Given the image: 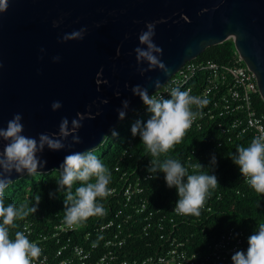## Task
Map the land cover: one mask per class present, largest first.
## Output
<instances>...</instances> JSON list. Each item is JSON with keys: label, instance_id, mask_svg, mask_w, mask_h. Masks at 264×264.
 Listing matches in <instances>:
<instances>
[{"label": "water", "instance_id": "95a60500", "mask_svg": "<svg viewBox=\"0 0 264 264\" xmlns=\"http://www.w3.org/2000/svg\"><path fill=\"white\" fill-rule=\"evenodd\" d=\"M146 21H159L153 40L162 48L166 75L158 66L144 74L136 70L133 49ZM82 26V39H62ZM228 38L264 102V0H7L0 12V127L19 112L23 133L38 137L58 133L61 117L91 113L78 130L80 143L38 153L46 161L40 173L56 170L68 152L97 148L143 104L133 85L151 94L186 61ZM98 71L107 83L96 84ZM124 99L129 105L119 119ZM54 100L61 102L55 111ZM64 142L72 143L71 135ZM3 145L0 140V151ZM24 175L13 171L9 183Z\"/></svg>", "mask_w": 264, "mask_h": 264}, {"label": "clouds", "instance_id": "9594fccd", "mask_svg": "<svg viewBox=\"0 0 264 264\" xmlns=\"http://www.w3.org/2000/svg\"><path fill=\"white\" fill-rule=\"evenodd\" d=\"M7 8V0H0V12ZM159 21H146L145 28L138 34L139 43L133 49L136 59V70L144 74L149 69L159 67L166 75L168 69L160 59L162 48L157 45L153 37L155 25ZM58 21H53L55 26ZM86 27L66 33L62 39H82ZM43 51V49H41ZM119 54V48H117ZM54 56L53 60H59ZM146 64V67L143 66ZM96 84L106 80L99 79L101 72L96 73ZM160 80L153 81L154 88L160 86ZM134 95L139 96L149 113L146 120L136 119L130 126L132 136H139L146 149L150 160L146 166L149 177L155 178L163 173L165 184L169 188H175L177 200L175 211L182 214L199 215L200 207L210 194V190L218 184L217 176L213 169L216 167L217 158L215 153L209 156L207 165L199 161L189 163L167 155L176 143H179L188 128L198 116H202L201 109L207 103L206 99L190 93L188 89L171 87L168 96L158 92L149 93L147 87L135 84L131 87ZM119 95V92L116 93ZM107 103L105 99L103 101ZM129 101L122 100L121 107L117 109L118 118L123 119L128 108ZM194 106V107H193ZM61 107L59 100L51 103L53 111ZM86 116L91 113L77 112L69 120L61 117L58 133H38V137L27 136L23 133L22 114L14 113L12 118L6 122L5 127H0V140L4 141L3 149L0 151V196L8 187L11 173L15 171L20 174L35 175L39 168H43L46 161L38 153L45 147L51 150L71 149L74 144L81 142L78 130ZM112 137L118 132L115 128L110 129ZM71 135L72 143L65 144L66 137ZM163 155V158L162 157ZM238 167L239 173L245 179L248 186L255 192L264 194V132L252 137L247 145H237L235 151L227 155ZM194 171L189 172V169ZM207 169V171L203 170ZM56 180L55 191L50 190V198L63 195L64 221L72 226L84 222L89 216L103 215L105 212L103 204L97 199L104 197L110 191L108 185L111 172L102 160L91 150L70 151L60 163ZM79 181L75 190L72 186ZM36 205L41 200L39 192L34 194ZM36 205L31 209L36 211ZM259 206V203H258ZM28 215V210L23 205L15 202L5 203L0 198V264H31L32 258L37 257L41 249L39 245L30 241L22 231H16L14 238L10 237L11 227H15V221ZM97 241H93L95 245ZM232 264H264V222L256 225L255 229L247 237L246 249H237L231 255Z\"/></svg>", "mask_w": 264, "mask_h": 264}, {"label": "built area", "instance_id": "2783aa9c", "mask_svg": "<svg viewBox=\"0 0 264 264\" xmlns=\"http://www.w3.org/2000/svg\"><path fill=\"white\" fill-rule=\"evenodd\" d=\"M171 87L188 89L207 101L203 115L188 129L212 128L227 141L246 136L247 144L264 132L255 77L236 51L227 62L188 60L154 92L167 97ZM143 110L142 104L135 111ZM148 162L134 159L128 147L121 151L113 166L110 191L97 198L104 206L103 215L89 216L72 226L59 211L24 219L17 231L41 249L31 264H232L231 255L246 249L247 237L259 223L230 226L205 249H191L187 239L179 236V227L188 220L185 214L175 207L167 212L154 209L143 195L144 184L151 178L146 172ZM243 182L247 184L244 178Z\"/></svg>", "mask_w": 264, "mask_h": 264}, {"label": "trees", "instance_id": "16d2710c", "mask_svg": "<svg viewBox=\"0 0 264 264\" xmlns=\"http://www.w3.org/2000/svg\"><path fill=\"white\" fill-rule=\"evenodd\" d=\"M234 53V44L228 38L221 43L206 47L195 59L227 62ZM256 104L258 110L264 113V102L259 99ZM132 114L137 113L134 111L129 114L114 127L118 132L116 137H112L109 132L105 136L104 141L97 146V148L100 147L101 149L98 157L107 166L111 174H113V166L119 154L126 147L132 152L134 159L140 161L150 160L149 154L142 142H140L139 136L132 138L130 132L131 125L123 129L125 120ZM218 141H221L220 146L216 145ZM237 145H247L246 136L227 141L218 131L203 127L200 130L187 129L181 141L176 143L167 153V155L189 163L199 161L202 165L208 164L211 153H215L217 158V164L213 171L217 176L218 184L210 190V194L200 207V214H185V218L188 220L184 221L182 226L179 227L181 231L179 236L187 239L191 249H205L208 243L215 240L223 230L230 226L245 228L254 222H264V209L262 208L264 194L255 192L243 182V177L239 173L238 167L227 156L228 153L235 151ZM163 155L161 158H163ZM203 170L207 171V169ZM51 171L38 173L32 180L31 189L28 191L21 190L20 195L16 193V188L13 189V185L19 178L9 183L8 187L4 190L3 201L5 203L15 202L17 205H23L28 210L27 216L15 221V227L9 226L10 237L14 238V233L18 230L24 219L35 218L40 213L48 214L55 211L64 213L63 195H56L52 198L48 196L50 190L55 191L56 189L55 178L57 176L54 177L50 173ZM192 171L194 169L190 168L189 172ZM26 175L22 177H26ZM79 183L77 181L73 184V191ZM37 192L40 193L41 200L36 205L34 194ZM143 195L149 206L159 209L161 212H167L172 209L177 200L175 188L166 186L163 173L146 181ZM35 205L36 211L34 212L31 209ZM208 208L209 210H207ZM139 245L141 246L142 243L140 242ZM145 253L140 255L142 256ZM136 255L138 253H134V256Z\"/></svg>", "mask_w": 264, "mask_h": 264}, {"label": "rangeland", "instance_id": "374dc122", "mask_svg": "<svg viewBox=\"0 0 264 264\" xmlns=\"http://www.w3.org/2000/svg\"><path fill=\"white\" fill-rule=\"evenodd\" d=\"M148 116H149V113H147L145 110H143V111H140V112H138L137 114H132L131 116H129V118H127L126 120H125V122H124V126H123V129H126L127 127H129L136 119H141L142 121L144 120V119H146V118H148ZM106 143V142H105ZM107 144V143H106ZM91 151H93L97 156L101 153V149H100V147H98V148H95V149H93V150H91ZM38 173H40V172H38ZM37 173V174H38ZM54 177L55 176H58V172H57V170H53V171H51L50 172ZM37 174H35V175H26V177H22V178H19L18 180H17V182H15V184L13 185V189L14 188H16V193L18 194V195H20V192H21V190H24V191H28V190H30L31 189V183H32V180H33V178L34 177H36L37 176ZM21 188V189H20ZM6 193V192H5ZM6 194H9L8 192L6 193ZM5 194V195H6ZM4 196V194L2 195V199L4 198L3 197Z\"/></svg>", "mask_w": 264, "mask_h": 264}]
</instances>
